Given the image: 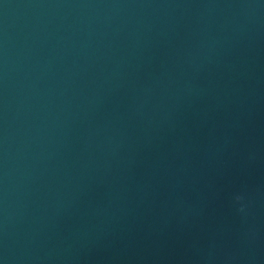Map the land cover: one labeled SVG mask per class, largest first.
Segmentation results:
<instances>
[{"label": "water", "instance_id": "water-1", "mask_svg": "<svg viewBox=\"0 0 264 264\" xmlns=\"http://www.w3.org/2000/svg\"><path fill=\"white\" fill-rule=\"evenodd\" d=\"M0 264H264V0H0Z\"/></svg>", "mask_w": 264, "mask_h": 264}]
</instances>
